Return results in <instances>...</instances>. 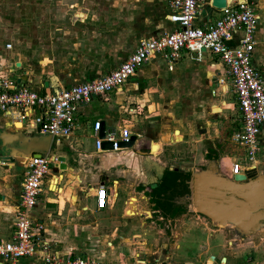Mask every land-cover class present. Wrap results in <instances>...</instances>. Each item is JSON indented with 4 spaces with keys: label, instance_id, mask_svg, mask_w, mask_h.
Returning a JSON list of instances; mask_svg holds the SVG:
<instances>
[{
    "label": "crops",
    "instance_id": "crops-1",
    "mask_svg": "<svg viewBox=\"0 0 264 264\" xmlns=\"http://www.w3.org/2000/svg\"><path fill=\"white\" fill-rule=\"evenodd\" d=\"M126 1L134 10L128 8L122 15L129 20L127 27L139 22L140 39L171 29L166 0ZM256 1L264 7V0ZM135 7H139L138 16ZM214 11L203 5L200 20L214 21L210 17ZM259 11L253 60L264 78V10ZM237 37L234 33L228 45L234 46ZM140 39L135 41L133 31L131 36L119 31L102 39L100 54L96 51L99 55L92 58L110 63L99 68L95 62L91 71L80 69L69 85H35L25 72L15 78L24 76L20 82L40 93L68 88L113 70ZM12 72L3 77L11 78ZM229 92L221 65L207 55L194 60L181 53L174 62L156 55L116 91L80 105L67 139L53 141L39 133L31 120L19 123L13 113H0V240L12 233L27 162L39 155L55 162L48 165L29 218L41 224L50 251L58 257L119 264L136 259L146 264H238L246 255L245 264H264V124L257 135L261 158L253 165L242 164V151L231 141L240 127V116ZM130 103L145 108L144 127L133 124L136 108L127 109ZM89 104L102 109L100 116L87 115ZM95 121L104 122L103 132L125 131L135 136L132 145L96 152L91 134ZM41 135L48 142L46 149ZM59 157L64 169L59 168ZM237 162L241 181H234L230 174V165ZM165 170L188 173L189 178L186 193L166 195L174 208L162 213L153 207L149 193ZM100 186L105 205L97 209L95 193ZM198 207L214 211L216 218L199 213ZM255 254L262 260L256 261ZM11 264L40 262L26 258Z\"/></svg>",
    "mask_w": 264,
    "mask_h": 264
},
{
    "label": "built area",
    "instance_id": "built-area-1",
    "mask_svg": "<svg viewBox=\"0 0 264 264\" xmlns=\"http://www.w3.org/2000/svg\"><path fill=\"white\" fill-rule=\"evenodd\" d=\"M171 29L159 36L140 39L133 52L113 70L89 81L68 88L50 89L40 93L16 79L0 78V113L14 114L17 122L29 119L39 133L53 141L67 139L75 126L77 109L92 97L106 96L116 91L136 70L156 55L174 62L181 53L194 60L202 55L216 60L222 67L229 83L237 111L240 127L231 141L242 151L244 162L253 165L257 153V135L264 124V78L253 60L256 44L255 32L258 17L255 5L247 0L226 2L218 10L219 17L212 22L200 20V9L210 6V0H166ZM238 33L234 46L228 42ZM9 48V45L5 46ZM100 123L91 126L93 147L102 152L101 143H110L109 151H119L117 143L126 142L129 133L103 132V139L97 137ZM48 157L30 158L22 179L18 202L14 211L12 233L0 240V262L16 263L21 259L35 258L40 264H119L102 263L87 258H61L50 251V245L43 237L41 224L32 222L29 211L36 203L39 187L48 172ZM240 172V164L230 165V174ZM105 205V192L100 186L95 193V207ZM129 264H146L133 260Z\"/></svg>",
    "mask_w": 264,
    "mask_h": 264
},
{
    "label": "rangeland",
    "instance_id": "rangeland-1",
    "mask_svg": "<svg viewBox=\"0 0 264 264\" xmlns=\"http://www.w3.org/2000/svg\"><path fill=\"white\" fill-rule=\"evenodd\" d=\"M247 1L256 5L258 11L264 10L256 0ZM128 8L134 10L123 0H0V77L8 76L13 71L11 78L15 80L16 74L25 72L35 85L51 82L55 87H60L72 83L73 75L80 69L91 71L95 62L99 68H104L107 62L110 63L109 60L95 61L92 58L93 54H97L94 52L100 54L102 39L108 40L119 31H125L130 36L133 31L135 41L143 37L139 22L136 21L135 27H127L129 20L122 13L127 12ZM135 8L138 16L139 7ZM204 11L202 9L203 15ZM210 17L213 20L218 15L214 11ZM16 63L19 67H16ZM113 65L115 63L107 66ZM178 65L179 62L176 63ZM231 98L234 101L232 95ZM131 106L136 108L134 114L137 121L133 124L144 127L147 122L143 119L145 108L138 109L131 103L126 107ZM88 108L89 117L98 116L102 111L94 104H89ZM125 117L128 119V116ZM142 127H138L139 131ZM45 138L41 135L43 149L48 144ZM259 151L257 147L255 160L261 158ZM255 260H262V256L255 254ZM245 261L246 255L241 257L238 264H245Z\"/></svg>",
    "mask_w": 264,
    "mask_h": 264
},
{
    "label": "trees",
    "instance_id": "trees-1",
    "mask_svg": "<svg viewBox=\"0 0 264 264\" xmlns=\"http://www.w3.org/2000/svg\"><path fill=\"white\" fill-rule=\"evenodd\" d=\"M188 173H180L175 170H165L161 176L160 182L157 186L150 190L149 197L152 198L153 207L155 210H160L162 213H166L169 209L174 208L172 203L166 201V195L175 196L177 193H186V184L188 180ZM178 181V182H177Z\"/></svg>",
    "mask_w": 264,
    "mask_h": 264
},
{
    "label": "water",
    "instance_id": "water-1",
    "mask_svg": "<svg viewBox=\"0 0 264 264\" xmlns=\"http://www.w3.org/2000/svg\"><path fill=\"white\" fill-rule=\"evenodd\" d=\"M227 1L230 2V1H232V0H210V7H211L213 10L218 11V10L223 9V8L225 7V4H226ZM237 1L240 2V0H237ZM241 1H242V0H241ZM18 66H19V64L16 63V67H18ZM19 80L24 81V80H25V77L22 76L21 78L16 79V83H18ZM45 85H46V83H44V86H45ZM99 123H100V125L102 126V128L100 129V131H98V133H97V137H98L99 139H103V124H104V122H103V121H100ZM37 130H38V129H37ZM134 139H135V136L129 135V136H128V140H127L126 142H118V143H117V146H118V148H120V149L128 148V147H130V146L132 145ZM101 149H102V150H110V149H111V145H110V143L102 142V143H101ZM37 157H40V156L38 155ZM1 160H4V158H1ZM8 161H11V160H8ZM57 161L60 162V167H59V168H60V169H64L63 159H62L61 157H59V158L57 159ZM262 179L264 180V175L262 176ZM233 180H234V181H241V180H243V176H237V175H234V176H233ZM197 211H198L199 213L204 214V215L210 216L211 218H214V219L216 218V213H215L214 211L207 210V209L204 208V207H198V208H197Z\"/></svg>",
    "mask_w": 264,
    "mask_h": 264
},
{
    "label": "bare ground",
    "instance_id": "bare-ground-1",
    "mask_svg": "<svg viewBox=\"0 0 264 264\" xmlns=\"http://www.w3.org/2000/svg\"><path fill=\"white\" fill-rule=\"evenodd\" d=\"M240 1H241V0H240ZM20 126H21V125H20L19 123L16 124V127L20 128Z\"/></svg>",
    "mask_w": 264,
    "mask_h": 264
}]
</instances>
